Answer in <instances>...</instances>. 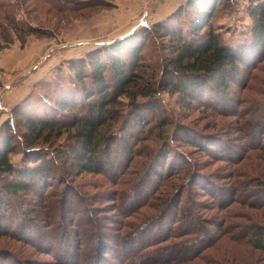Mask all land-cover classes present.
<instances>
[{
  "label": "rangeland",
  "instance_id": "1",
  "mask_svg": "<svg viewBox=\"0 0 264 264\" xmlns=\"http://www.w3.org/2000/svg\"><path fill=\"white\" fill-rule=\"evenodd\" d=\"M257 3L0 0V151L20 167L35 163L25 153L36 149L56 167L3 203L0 262L94 264L102 241L117 247L116 261L147 240L131 249L147 258L130 264H264L253 243V226L264 228V49L254 48L249 14ZM209 33L213 47L238 53L218 54L207 76L209 54L194 48ZM79 125L92 127L90 143L74 138ZM193 174L208 191L188 184ZM182 205L201 220L183 227L181 218L168 236V213L180 217ZM199 228L210 236L191 244ZM75 245L73 263L64 256Z\"/></svg>",
  "mask_w": 264,
  "mask_h": 264
},
{
  "label": "trees",
  "instance_id": "2",
  "mask_svg": "<svg viewBox=\"0 0 264 264\" xmlns=\"http://www.w3.org/2000/svg\"><path fill=\"white\" fill-rule=\"evenodd\" d=\"M249 14H250V17L254 23V27L252 29L253 30L252 33H253L254 48H259L260 50L262 48V50H263L264 48L262 46H264V3L255 4L252 7V9L250 10ZM190 27H192V25L190 26V23H189V28ZM164 29H165V27L161 24H157V25L153 26V30L157 31V32H162ZM165 30H167V29H165ZM214 40H215L214 35L209 33V37L207 36L205 40L196 41L199 45L196 48H194V49H196L194 51L203 52V53L207 52L209 54V57L207 59H205V61H204L205 65L202 68V70H204V74L207 76H209L210 74L212 75L213 71L218 69V66H220L219 65V63H220L219 57L220 56L228 58V57H232L233 55H237V53H238V52L236 53L235 51H233L231 49H226L223 47H221L220 49L219 48L216 49L215 47H213L214 46ZM214 49L217 50L215 53L213 52ZM218 54L220 56H217ZM174 71L176 72V69H174ZM150 110L153 113L155 112L157 114L161 110V107H160V105H151ZM160 119L161 118H159V120ZM91 129H92V127L90 125H88V126L79 125L74 130L73 136H74V138H82L84 140L83 142H85V143L86 142L90 143ZM97 148L98 147H95L93 152L97 151L96 150ZM38 152L39 151L36 149H31V150L26 151L25 158L27 160L35 162L34 164H31V166L25 165L22 163L21 164L22 166L15 167L12 163H10V161L6 157V154L3 151H0V175L2 173H6L8 175V179L5 181V183L0 184V211L5 210L4 209L5 206L3 205V203L10 202L9 200L14 199L15 198L14 196L17 197L18 196L17 194H19L21 191L22 192H30L29 190H31V189L28 190L29 186L32 189L36 188L37 185H39L38 182L41 179H43L46 175L51 173L52 170H54V168H56L53 165L54 161H55L54 159H48L46 156H43V155L39 154ZM100 152L101 153L104 152V157L107 158L106 149H101ZM159 157H163V161L160 160V162H162V165L159 166V169H158L159 171L157 170L158 174L159 173L161 174L163 171L162 169L165 166L164 163H166V162L168 163V159L166 160V158H164V157H166L165 153L163 154V156L161 155ZM98 158L99 157L97 155H92L89 159H90V162L91 161L93 163L97 162L98 165L100 166L101 164L98 162L99 161ZM108 166H109L108 168L111 170V168H110L111 164L110 163H108ZM84 168H85V166H84ZM200 178H203V177L196 175V174L195 175L193 174L190 181H188V184L190 183L191 185H193L194 190H197V188H199V187H203L208 191L209 190L208 184L205 183L204 181H202V179H200ZM44 180H45V178H44ZM150 183H148V184H150ZM155 184L154 183L150 184L147 188L152 190L154 188ZM183 189H184V186H182V189L179 192L180 196L183 194ZM151 190H150V192H151ZM186 192L189 193V190H187ZM147 196H149V194H147ZM6 200H8V201H6ZM183 206L184 205H182L180 207V213H181L180 217L177 214L178 210H176V207H172L171 208L172 211L171 212L169 211L168 216L171 219L169 220L168 223H172V225L171 224L168 225V227H169L168 231H167L168 236L171 235L172 233H174L175 227H173V226L175 224H177L178 222L183 221V220H181V218H184V219L187 218V219H185L186 224H182L183 227L188 225V223L191 224V223L195 222V224H196L198 221L201 220V218L200 217L197 218V215L195 214L196 207L191 208V206H189L188 209L185 207L186 208V210H185V209H183ZM168 207H169V205L167 206V208ZM25 212L32 215L33 213L34 214L36 213V210H34L32 207V208L28 209L27 211H24L23 215L17 216V214L15 213L16 217L21 216L22 218L23 217L26 218ZM189 214H190V217L188 218L187 215H189ZM4 215H5L4 211L2 213H0V216H4ZM19 228H21V225L19 226ZM253 228H254L253 230L255 231V234H257V235H255V241L253 243L257 244V247H260L264 250V228L262 226H257V225H254ZM192 230L193 229H190L189 232L193 233L194 231H192ZM194 230H196V229H194ZM195 234H199V236L196 239H194V241H192L191 244H194L195 242H198L199 240H203V239L205 240L206 237L210 236V233L208 231L202 229V228H199L198 231H195ZM76 239H77V237L74 236L73 242ZM187 240H184L183 244H186L187 242L191 241V240L190 241H187ZM120 244H121V242L119 243V245ZM150 244L151 243L149 241L145 240L144 242H141V243L134 245L131 249L132 250H134V248L139 249V248H142L143 246L148 247V246H150ZM179 244H176V243L171 244V247L175 248ZM115 246H116V244H115ZM75 247H76V249L74 252L71 250L70 257L67 255V253L64 256L65 259L68 258L67 260L73 261V263L75 262V259H74V256L76 255L75 253L80 250L79 246L75 245ZM185 247H186L185 249L181 250L182 255H188L190 253V250L187 248V246H185ZM131 249L130 250H124L123 252L121 251L122 255L121 254L117 255L116 261H112L111 258H114L115 256L112 257L111 255H112V253L114 254L115 252H117V247H114V246L110 245L109 243L107 244V242L102 241L98 244L99 253L96 254V257H95L96 260H94V264H101V262L103 260L106 262V264H130V262H133L134 256H136L135 258H137V259L147 258V256L145 255L146 252H142L140 250V252L138 254L134 255L132 253ZM120 250H122V249H120ZM118 256L122 259H120ZM75 258H76V262L78 264L77 257H75ZM119 259H120V261H118ZM183 259H189V257L185 256V258H183ZM3 262L4 261L1 260L0 264H3Z\"/></svg>",
  "mask_w": 264,
  "mask_h": 264
}]
</instances>
